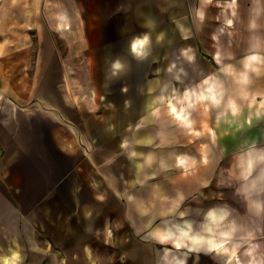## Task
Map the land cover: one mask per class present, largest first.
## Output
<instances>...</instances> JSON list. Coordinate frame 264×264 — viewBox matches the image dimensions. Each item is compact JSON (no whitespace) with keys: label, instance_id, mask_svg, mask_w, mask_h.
<instances>
[{"label":"crops","instance_id":"obj_1","mask_svg":"<svg viewBox=\"0 0 264 264\" xmlns=\"http://www.w3.org/2000/svg\"><path fill=\"white\" fill-rule=\"evenodd\" d=\"M252 42L264 0H0V264H72L76 250L85 264H155L154 242L157 264H264V131L227 132L244 140L233 147L181 132L178 171L141 183L142 132L125 125L137 119L92 115L72 86L105 59L190 63Z\"/></svg>","mask_w":264,"mask_h":264},{"label":"rangeland","instance_id":"obj_2","mask_svg":"<svg viewBox=\"0 0 264 264\" xmlns=\"http://www.w3.org/2000/svg\"><path fill=\"white\" fill-rule=\"evenodd\" d=\"M218 45L214 44L215 52L210 46L200 49L201 58L190 63L157 57L150 60L105 59L100 65L93 64L94 69L84 70V74L75 69L80 75H75L72 84L74 95L77 99L79 93H84L85 98H90L92 115L120 114L137 119V123L125 125L142 132L137 140H132V156L138 161L141 183L150 179L159 184L164 176L178 171L172 156L175 157L173 152H178L180 141H183L179 136L181 132L188 136L216 132L219 138L213 141L223 147H233L244 140L235 136L228 138L227 132L264 131V43L220 44L227 48L220 52V59L216 58ZM83 62L75 58L69 60V66L77 68ZM176 63L186 66L187 70H175ZM198 65L200 68L196 70ZM68 91L72 94L71 89ZM149 99L151 107L145 105ZM170 101L184 121L171 113ZM111 125L115 127V123ZM168 136L170 139L165 141ZM195 141L190 138L186 142ZM167 157L172 160L170 166L165 165ZM153 245L150 257L153 255L157 264L163 245L156 242ZM84 259L83 252L76 250L72 264H85Z\"/></svg>","mask_w":264,"mask_h":264},{"label":"bare ground","instance_id":"obj_3","mask_svg":"<svg viewBox=\"0 0 264 264\" xmlns=\"http://www.w3.org/2000/svg\"><path fill=\"white\" fill-rule=\"evenodd\" d=\"M139 45H143L141 40H138L134 43V46L137 47ZM169 110L173 112L176 116L181 117V114L179 111L176 110L175 105L172 101H170ZM169 264H182V260L179 258V256L173 257Z\"/></svg>","mask_w":264,"mask_h":264}]
</instances>
